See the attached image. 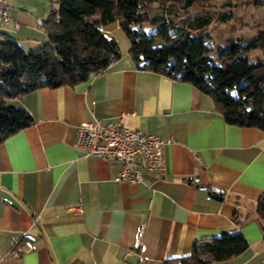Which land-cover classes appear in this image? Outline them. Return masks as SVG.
Segmentation results:
<instances>
[{
  "label": "crops",
  "instance_id": "1",
  "mask_svg": "<svg viewBox=\"0 0 264 264\" xmlns=\"http://www.w3.org/2000/svg\"><path fill=\"white\" fill-rule=\"evenodd\" d=\"M56 7L9 0L0 39L10 35L24 50L46 43L42 21ZM103 30L119 47L105 70L73 87L11 99L32 123L0 143V264H163L235 221L247 249L209 264H264L255 217L264 131L227 124L195 86L137 68L118 21ZM122 114L126 126L171 139L163 170L144 172L141 183L115 181L116 163L74 145L80 121Z\"/></svg>",
  "mask_w": 264,
  "mask_h": 264
},
{
  "label": "trees",
  "instance_id": "2",
  "mask_svg": "<svg viewBox=\"0 0 264 264\" xmlns=\"http://www.w3.org/2000/svg\"><path fill=\"white\" fill-rule=\"evenodd\" d=\"M212 0H54L43 19L46 43L30 50L7 34L0 39V143L29 126L32 117L11 99L42 87H73L105 70L119 57L104 26L118 21L129 40V55L139 69L189 83L208 95L227 124L264 131V25L244 40L230 32L225 44L211 41L214 20L228 21L206 9ZM263 6L264 0H252ZM234 0H222L229 8ZM155 5L157 11L152 12ZM198 6L199 11H192ZM210 195L221 199L220 189ZM255 217L264 240V193L255 202ZM236 220V219H235ZM238 222L219 236L194 243L189 255L163 264H209L241 254L248 242Z\"/></svg>",
  "mask_w": 264,
  "mask_h": 264
},
{
  "label": "built area",
  "instance_id": "3",
  "mask_svg": "<svg viewBox=\"0 0 264 264\" xmlns=\"http://www.w3.org/2000/svg\"><path fill=\"white\" fill-rule=\"evenodd\" d=\"M9 0H0V25L10 22ZM122 114L115 121L82 120L76 129L75 147L85 156L100 157L119 166L115 181L143 182L144 172L162 171L163 147L171 139L144 133L124 124Z\"/></svg>",
  "mask_w": 264,
  "mask_h": 264
},
{
  "label": "rangeland",
  "instance_id": "4",
  "mask_svg": "<svg viewBox=\"0 0 264 264\" xmlns=\"http://www.w3.org/2000/svg\"><path fill=\"white\" fill-rule=\"evenodd\" d=\"M222 0H212L206 5V9L218 17L224 14H231L228 21L214 20L209 34L211 41L223 46L228 34L232 32L235 38H242L247 40L253 37L256 32L264 25V7H258L251 3V0H234L231 7L223 8ZM199 7L195 6L192 11H199ZM151 11H157L155 5L152 6ZM121 33H124L120 29ZM125 34V33H124ZM251 60L260 58L264 60L259 50H251L249 52Z\"/></svg>",
  "mask_w": 264,
  "mask_h": 264
}]
</instances>
